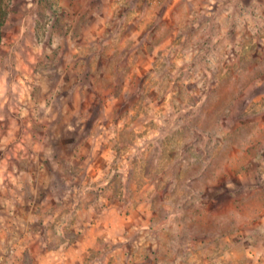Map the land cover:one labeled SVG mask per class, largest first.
Wrapping results in <instances>:
<instances>
[{
    "label": "rangeland",
    "instance_id": "obj_1",
    "mask_svg": "<svg viewBox=\"0 0 264 264\" xmlns=\"http://www.w3.org/2000/svg\"><path fill=\"white\" fill-rule=\"evenodd\" d=\"M67 1L0 0V264H264V0Z\"/></svg>",
    "mask_w": 264,
    "mask_h": 264
},
{
    "label": "crops",
    "instance_id": "obj_2",
    "mask_svg": "<svg viewBox=\"0 0 264 264\" xmlns=\"http://www.w3.org/2000/svg\"><path fill=\"white\" fill-rule=\"evenodd\" d=\"M67 2L68 3H66L65 5L63 4L65 6L64 8L66 9V11L69 10V12H72L73 9L75 8V4H74L75 0H69ZM31 4L34 5V8L32 9V10H34L35 7H37V4L36 3L33 2V3H28L27 4L26 1L25 2H22V5L20 7L21 10H22V13L20 15L19 23H29V19H28L29 15L28 14H29V11H32V10H30V8L27 5L30 6ZM88 11H89V9H88ZM71 18H73V17H71ZM34 23H37V22L34 21ZM70 23H74V19L70 20ZM82 23H84V22H82ZM9 170L10 169L8 168V165L7 164L6 165H1V167H0V187H3V184L4 183L6 185L8 184V179H7L8 176L7 175H8ZM78 250L81 251V252L87 251V249H82V248H79Z\"/></svg>",
    "mask_w": 264,
    "mask_h": 264
},
{
    "label": "trees",
    "instance_id": "obj_3",
    "mask_svg": "<svg viewBox=\"0 0 264 264\" xmlns=\"http://www.w3.org/2000/svg\"><path fill=\"white\" fill-rule=\"evenodd\" d=\"M113 163H114V162H113ZM112 171H113V168H111V169L109 170V172L107 173V175H106L105 177L107 178V177L110 175V173H111ZM117 188H118V191H119L120 188H121V186H118ZM74 237H75V235L71 237V240H70L69 242L73 241ZM259 261H260V260H259Z\"/></svg>",
    "mask_w": 264,
    "mask_h": 264
}]
</instances>
